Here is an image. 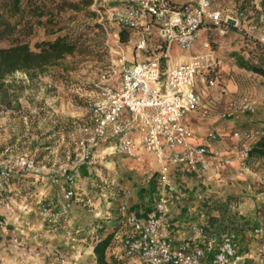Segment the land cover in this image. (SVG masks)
Here are the masks:
<instances>
[{"label": "built area", "instance_id": "1", "mask_svg": "<svg viewBox=\"0 0 264 264\" xmlns=\"http://www.w3.org/2000/svg\"><path fill=\"white\" fill-rule=\"evenodd\" d=\"M97 21L106 29L130 31L134 39L135 58L119 60L114 79L96 84L97 92L89 102L88 115L81 126L78 155L71 161L91 165L99 145L104 149L139 160L142 149L152 153L159 164L156 185L158 199L148 218L142 220L118 206L120 224L127 227L120 239L125 264H239L238 236L224 232L219 241L211 239L207 223L192 224L184 236H171L165 231L167 209L175 193L170 166L183 165L190 171H219L231 162L219 149L193 142L194 133L186 116L203 103L199 87L216 85L215 72L222 60L209 50L194 54L187 62H173L174 46L182 51L192 49L206 26L227 28L240 25V17L213 6L212 0H87ZM225 30L223 29V32ZM224 90V89H223ZM256 104L248 94L230 99L220 115L253 112ZM264 135L261 128H237L232 136L250 142ZM249 157L247 149L239 158ZM70 166V165H69ZM54 168L30 155H17L0 160V190L18 172L42 177L49 174L54 183L59 176L60 200L56 204L39 201V211L51 227L67 222L76 197V177L70 167ZM150 178L147 182H150ZM201 198V196H199ZM258 239L255 260L264 264V226L252 229Z\"/></svg>", "mask_w": 264, "mask_h": 264}, {"label": "rangeland", "instance_id": "2", "mask_svg": "<svg viewBox=\"0 0 264 264\" xmlns=\"http://www.w3.org/2000/svg\"><path fill=\"white\" fill-rule=\"evenodd\" d=\"M242 3L240 9H245L251 19V27L240 24L235 28H212L203 32L194 45L195 50L201 52L204 50L203 40L209 42L207 48L222 60L218 69L225 67L224 76L238 89L236 93L241 92L239 88H252L261 84L259 79H264L260 73L239 67L231 55L238 52L249 58L251 63L264 68V52L254 43L259 41L264 47V37L259 36L254 27L259 13L264 27V0H243ZM55 19V32L36 27L32 34L25 36L31 48L35 49L37 41L67 35L78 41V49L42 70L28 73L17 70L3 80L0 89V160L25 154L56 169L70 165L71 171V161L79 152L82 119L88 115L89 102L97 92L96 84L110 82L116 77L114 70H118L122 56L126 59L129 56L134 39L128 37L126 42H122L120 34L116 35L117 29L106 30L97 21L90 4H83L78 10L57 13ZM1 45L6 46L7 42ZM177 52L178 47L174 46L173 53ZM215 76L221 80L220 74ZM223 89L227 90V84ZM245 92L248 93L247 90ZM201 108L202 105L198 110ZM221 111L217 113L219 118H222ZM96 160L88 166H95ZM249 160L250 157L239 161L244 166ZM19 173L22 174L20 177L14 176L10 185L0 190V264H79L74 256L78 254L76 249L80 245L70 242L71 228L66 225L71 221V215L67 222L51 227L39 211L40 200L52 205L60 200L59 185L64 182V177L59 176L57 184L52 182L49 174L40 177L30 172ZM257 175L259 179L252 184V190L255 194L262 192V202L256 206L252 193L224 197L209 208L208 226L212 210L221 214L227 207L228 214L220 224L221 230H242L240 235L249 243L252 226L257 222L264 224V155L260 156ZM48 178L58 189L55 194L44 198L40 193L44 180ZM148 178L150 182H147ZM145 182L156 183V178L146 177ZM217 217L219 219L220 216ZM245 248L249 250V246ZM87 262L85 264H89ZM245 264L256 263L245 258Z\"/></svg>", "mask_w": 264, "mask_h": 264}, {"label": "crops", "instance_id": "3", "mask_svg": "<svg viewBox=\"0 0 264 264\" xmlns=\"http://www.w3.org/2000/svg\"><path fill=\"white\" fill-rule=\"evenodd\" d=\"M185 1L187 0H173L177 4H182ZM242 2L243 0H212L213 6L224 12H229L234 16H237L239 12L242 13L240 24L249 28L251 19L245 9H240ZM256 22L257 24L254 26L257 29L256 33L264 37L260 13ZM212 28L216 27H204L201 34L209 32ZM133 49L134 44L132 50L129 51L128 61L135 58ZM171 53L173 62H187L199 52L193 47L189 51L178 49L177 53H173L172 49ZM225 70L224 67L215 72V75H221V80L215 76V86L199 87L203 99L202 108L190 112L186 116L185 122L194 133V143L206 144L209 148L219 149L223 155L231 158V162L217 172L210 169L204 173L190 171L183 165L170 166V177L175 186V193L168 204L164 228L171 236H184L190 225L207 223L209 208L215 206L216 202L224 200V197L226 199L230 196L252 193L254 194L253 198H256V206L262 202V192L255 194L252 184H255V181L259 179L257 169L260 166V156L264 155V135L257 140L244 142L234 139L232 133L237 128H261L264 130V79H259L261 84L252 88H239L241 92L236 93L238 89L236 90L231 80L224 76L226 75ZM226 84L227 90L224 91L223 86ZM246 90L248 93L245 92ZM240 94H248L255 102L256 109L253 112H237L231 117L219 118L217 113L224 109L230 99L238 97ZM84 120L82 119L83 122ZM81 126L80 131L82 132ZM242 148L248 150L250 157V162L247 165L244 163V166L239 161L245 160L239 158V151ZM96 154L95 166L90 167L83 163L71 166V171L77 180L76 197L74 208L70 210L71 221L66 225L71 228L69 230L70 242L77 243L76 246L80 245L76 249L78 254L75 253L74 256V260L79 264L88 263L87 261L89 264H96L93 247L111 232H114V236L107 252L114 258L122 260L120 239L127 227L120 224L118 206L125 203L129 212L144 220L148 218L159 196L156 183L145 182L146 177L155 179L159 173V164L152 153L142 149V156L137 160L112 153L104 149L101 144L98 146ZM21 175L18 172L14 176L20 177ZM12 178L7 181L5 188L10 185ZM57 189L58 186L48 178L44 180L40 194L43 197H48L55 194ZM212 211V215L222 216V213L219 214L216 210ZM257 225L264 226L263 223L257 222L251 230ZM117 227L118 229L115 230L114 228ZM209 230V237L215 242L220 240L224 232H235L238 236V252L243 257L239 264H245V258H250L254 263L260 264L255 260L258 239L252 232L249 243H246L240 235L242 230H221V226L215 225L209 227ZM248 246L249 250L246 251L245 247L248 248Z\"/></svg>", "mask_w": 264, "mask_h": 264}, {"label": "trees", "instance_id": "4", "mask_svg": "<svg viewBox=\"0 0 264 264\" xmlns=\"http://www.w3.org/2000/svg\"><path fill=\"white\" fill-rule=\"evenodd\" d=\"M83 4L88 5L90 2L87 0H0V89L3 80L13 72L21 70L28 73L42 70L78 49V41L70 39L67 35H57L53 40L37 41L34 44L35 49L31 48L25 36L32 34L36 27H43L49 33L55 32L53 26L57 22L55 19L57 13L78 10ZM17 32L24 37L17 36ZM129 36V30L120 32L122 42H126ZM4 41L7 42L6 46L1 45ZM254 43L264 52V47L259 41ZM231 55L235 57L239 67L264 75V68L251 63L249 58L238 52H232ZM227 214L226 207L219 219L215 215L209 216V227L214 225L219 227L224 223ZM113 236L114 232H111L94 245L96 264H125V260L116 259L107 252Z\"/></svg>", "mask_w": 264, "mask_h": 264}]
</instances>
